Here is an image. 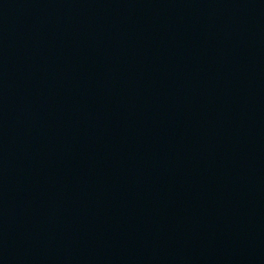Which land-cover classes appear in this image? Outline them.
I'll list each match as a JSON object with an SVG mask.
<instances>
[{
  "label": "water",
  "instance_id": "obj_1",
  "mask_svg": "<svg viewBox=\"0 0 264 264\" xmlns=\"http://www.w3.org/2000/svg\"><path fill=\"white\" fill-rule=\"evenodd\" d=\"M0 264H264V0H0Z\"/></svg>",
  "mask_w": 264,
  "mask_h": 264
}]
</instances>
